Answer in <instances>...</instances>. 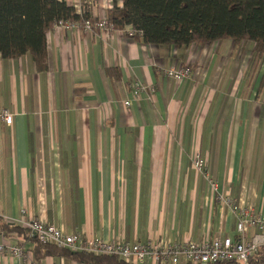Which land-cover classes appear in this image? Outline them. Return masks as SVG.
Masks as SVG:
<instances>
[{
    "label": "crops",
    "instance_id": "1",
    "mask_svg": "<svg viewBox=\"0 0 264 264\" xmlns=\"http://www.w3.org/2000/svg\"><path fill=\"white\" fill-rule=\"evenodd\" d=\"M65 1L96 18L113 5ZM128 29L52 28L45 70L28 53L0 56V108L12 114L10 124L0 119V217L132 243L235 239L236 215L194 159L204 160L218 191L264 211V58L252 67V42L150 45ZM183 65L187 79L164 75ZM135 80L154 90L126 106ZM256 233L248 228L244 238ZM18 241L30 261L5 254L0 264H91L36 259L33 241Z\"/></svg>",
    "mask_w": 264,
    "mask_h": 264
},
{
    "label": "trees",
    "instance_id": "2",
    "mask_svg": "<svg viewBox=\"0 0 264 264\" xmlns=\"http://www.w3.org/2000/svg\"><path fill=\"white\" fill-rule=\"evenodd\" d=\"M106 20L116 28L129 26L130 35L150 45L168 44L187 47L230 39L235 45L253 43L252 67L264 58V0H122L106 11ZM83 23L96 17L88 9L77 11L65 0H0V56L7 59L30 54L38 70L47 68L46 34L58 20ZM110 78L119 79L118 69L106 70ZM112 73L114 75H112ZM264 84V72L259 85ZM0 235L17 242L33 241L36 259L46 255H67L82 263L134 264L113 254L72 251L29 236L25 226L0 217ZM264 262V247L250 259ZM193 264V263H182ZM207 264H240L219 261Z\"/></svg>",
    "mask_w": 264,
    "mask_h": 264
},
{
    "label": "built area",
    "instance_id": "3",
    "mask_svg": "<svg viewBox=\"0 0 264 264\" xmlns=\"http://www.w3.org/2000/svg\"><path fill=\"white\" fill-rule=\"evenodd\" d=\"M83 28L85 30L99 29L101 31L113 30L114 25L105 17L96 18L94 22L85 20L83 23L71 20H58L53 24V29ZM127 34L131 35L129 27ZM191 74L188 65L179 68H167L164 75L178 81L187 79ZM153 91L141 82L135 80L130 85L131 98L123 101L126 106L133 103L143 92ZM0 119L7 124L12 122V114L6 108H0ZM194 166L201 171L210 185L216 192L218 200L227 205L236 215L237 237H219L205 239L200 242L191 240L184 241H162L147 240L145 242H128L123 239L102 240L91 238L82 233H65L59 227L45 223L41 220L30 218L24 219L23 224L28 229L29 236L40 242L53 243L59 247H66L72 251H88L95 254H113L134 264H207L219 261H238L240 264H258L250 259L264 247V211H255L251 206H240L230 197L228 193L218 191V183L206 170L204 160L199 157L194 159ZM254 227L257 233L246 240L244 233L248 228ZM10 254L22 260H29V255L22 245L15 241H8L0 237V256ZM30 261V260H29ZM40 264V262H32Z\"/></svg>",
    "mask_w": 264,
    "mask_h": 264
}]
</instances>
